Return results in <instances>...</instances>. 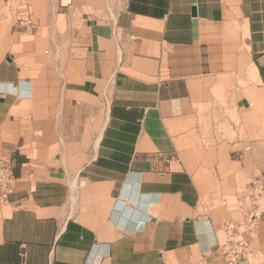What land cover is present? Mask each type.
I'll use <instances>...</instances> for the list:
<instances>
[{
	"label": "crops",
	"instance_id": "1",
	"mask_svg": "<svg viewBox=\"0 0 264 264\" xmlns=\"http://www.w3.org/2000/svg\"><path fill=\"white\" fill-rule=\"evenodd\" d=\"M23 3L34 31L15 24ZM12 7L0 264H227L223 223L264 176V0ZM252 248L239 264H264V210Z\"/></svg>",
	"mask_w": 264,
	"mask_h": 264
},
{
	"label": "built area",
	"instance_id": "2",
	"mask_svg": "<svg viewBox=\"0 0 264 264\" xmlns=\"http://www.w3.org/2000/svg\"><path fill=\"white\" fill-rule=\"evenodd\" d=\"M19 28L34 31L38 23L27 3L20 5L15 23ZM15 180L11 162L0 161V199L4 200ZM251 208L242 220L228 219L223 223L224 238L216 247L227 264H239L253 254L252 241L264 210V176L250 183Z\"/></svg>",
	"mask_w": 264,
	"mask_h": 264
},
{
	"label": "rangeland",
	"instance_id": "3",
	"mask_svg": "<svg viewBox=\"0 0 264 264\" xmlns=\"http://www.w3.org/2000/svg\"><path fill=\"white\" fill-rule=\"evenodd\" d=\"M6 2H8L7 7L6 8L4 6L2 7V5L6 4ZM14 2H15V0H0V17L4 18V22H5L2 24H7L9 22V21L5 20L6 16L8 17V19L10 21H12L13 11H14L12 5ZM0 27L4 28V26H0Z\"/></svg>",
	"mask_w": 264,
	"mask_h": 264
},
{
	"label": "water",
	"instance_id": "4",
	"mask_svg": "<svg viewBox=\"0 0 264 264\" xmlns=\"http://www.w3.org/2000/svg\"><path fill=\"white\" fill-rule=\"evenodd\" d=\"M193 11L195 12V8L193 9Z\"/></svg>",
	"mask_w": 264,
	"mask_h": 264
}]
</instances>
